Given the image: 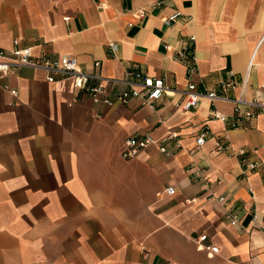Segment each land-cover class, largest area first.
I'll return each mask as SVG.
<instances>
[{
    "label": "crops",
    "instance_id": "crops-1",
    "mask_svg": "<svg viewBox=\"0 0 264 264\" xmlns=\"http://www.w3.org/2000/svg\"><path fill=\"white\" fill-rule=\"evenodd\" d=\"M186 34L198 90L219 93L230 76L236 95L249 63L244 94H263L264 0H0V49L17 38L33 56L72 54L103 77L143 69L169 87L152 107L106 106L69 76L48 82L28 66L0 74V264H264V113L231 126L225 100L180 110L185 66L163 43ZM168 131L181 145L166 143L169 155L150 144L120 157L130 136ZM215 141L228 148L215 151ZM246 162L255 167L242 173ZM202 234L216 252L195 244Z\"/></svg>",
    "mask_w": 264,
    "mask_h": 264
},
{
    "label": "built area",
    "instance_id": "built-area-1",
    "mask_svg": "<svg viewBox=\"0 0 264 264\" xmlns=\"http://www.w3.org/2000/svg\"><path fill=\"white\" fill-rule=\"evenodd\" d=\"M157 1L154 2L156 4ZM98 6L101 4L98 3ZM145 8L141 7L136 10V15L139 17L145 13ZM179 10L166 13L162 17V22L169 25L176 20L180 15ZM68 16H63L67 19ZM194 40L193 34H186L175 39V44L168 42L163 43L164 48H172L173 59L181 62L185 66V84L181 90L183 95L182 101L179 105L180 110H188L196 108L201 99H205L211 104L215 99L225 100L232 104L231 111V126H236V123L241 118L249 119L255 117L259 113H264V81L260 85V92H255L251 98H247L244 94V86L247 80V70L249 63L243 76L238 82V92L236 95L228 96L227 92L233 90L236 82L229 76L219 82V93H216L212 88L210 90H198L191 75L195 71V63L192 53V42ZM93 66L98 65V60L92 61ZM19 66H28L31 68L41 69L45 73L46 81L50 82L57 77L69 76L75 86L81 88L92 101L101 103L106 106L112 105L114 102L125 103L131 98H136L142 106L152 107L153 102L162 94L169 91V87L164 83L162 77L148 74L143 69L127 68L123 71L120 77H103L99 73L89 71L79 66L76 57L72 54L66 53H47L42 52L38 56H33L30 52L29 46L20 44L17 38L12 40V47L9 50L0 49V74H6L15 70ZM228 74H232V70H228ZM120 83L122 87L120 90L114 92L112 87L114 84ZM11 94H15L14 88H9L5 85ZM208 115L218 121L225 122L228 118L225 114L218 112L214 107L209 109ZM205 131L201 130L194 137V145L196 148L200 147L204 142ZM171 142L173 149L181 148L176 133L166 132L161 139L155 140L147 133L143 135H133L124 141V148L120 153L122 159L133 157L137 151L147 145H154L156 149L169 155L171 152L166 148L165 144ZM228 148L226 143L215 141L214 150L220 152ZM237 154L243 156V149L237 150ZM245 159L241 158V162ZM255 167L254 162H246L241 172L252 170ZM166 194H171L173 189L171 186L164 188ZM218 201H223V196L217 197ZM229 222L234 224L236 222L235 215H228ZM205 235H199L194 239L196 245L205 249L210 253L217 251V247L204 244Z\"/></svg>",
    "mask_w": 264,
    "mask_h": 264
}]
</instances>
